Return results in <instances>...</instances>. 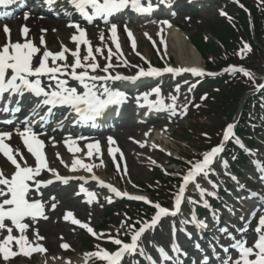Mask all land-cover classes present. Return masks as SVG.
I'll return each mask as SVG.
<instances>
[{
	"label": "snow or ice",
	"instance_id": "1",
	"mask_svg": "<svg viewBox=\"0 0 264 264\" xmlns=\"http://www.w3.org/2000/svg\"><path fill=\"white\" fill-rule=\"evenodd\" d=\"M46 4L53 5L57 3V0H44ZM66 2L79 13L88 23H92L94 19H103L104 23H109V18L115 14L121 13L126 9H131L138 14H151L155 9L152 7L150 0H148L147 6L142 4V0H66ZM161 3L164 0H160ZM17 3V0H0V6H8ZM67 14V13H66ZM224 15V13H221ZM12 14L4 12L0 14V17H11ZM29 15H25L24 19H29ZM167 27H171L167 22H161ZM67 27L75 30V34L70 37V42L76 45L75 51L70 50L65 45H61V50L58 53L50 51L47 47V43L44 39L47 34V29H41L40 42L37 46L31 38H29L30 29L26 25H22L19 31L20 40L13 42L11 39V29L5 24L2 28V32L5 36V42L0 44V98L5 95L8 96L9 100L13 96H23L26 93L38 99V103L33 109V114L38 115L36 109L41 106L48 108V113L51 114V110L58 106L68 107L78 118L79 122L87 123L94 121L97 117H100L107 109L112 106H119L126 102L127 97L124 92L119 90H113L109 87L108 82L116 81H129L135 82L138 79L149 77L154 78L161 76L163 73H173L174 75L180 74L181 72H191L194 75L201 76L205 73L197 68H171L165 67L163 70L156 69L149 64L147 70L137 67L135 76H123V75H111L110 69H114L118 66L129 67L126 59H123V52L118 42V26L111 24L109 29V39L115 46V52L111 48H107V56L104 57V49L97 47L95 54L91 41L87 38L86 29L82 28L79 23L70 22ZM53 31H56L53 29ZM162 31V29H161ZM125 32L130 40V46L133 52H136V41L133 33L125 27ZM148 37V34L145 33ZM99 38L104 43L103 32L99 33ZM151 39L150 37H148ZM23 41V42H21ZM163 44L164 41L162 40ZM81 45L85 46L86 55L81 59L80 48ZM166 47V46H165ZM251 49L247 44H244L241 52L238 55L241 58L244 54L250 52ZM73 57V63H67V56ZM138 56L140 54L136 53ZM96 55H100L104 58L107 63L101 69L97 62ZM117 59V65L112 64L113 57ZM39 57L38 63L36 58ZM140 59L148 63L145 57L140 56ZM60 63H57V62ZM91 61V63H88ZM50 62V63H49ZM81 70V71H78ZM102 71L105 75L97 76L91 75L97 71ZM226 72L231 73H242L245 77L253 79L252 74L243 68L229 67L225 69ZM211 75V74H209ZM70 81L75 82L76 86H69ZM192 87H195L193 85ZM78 88L83 91H78ZM259 88H264V85H259ZM191 90V89H190ZM160 88H155L152 93H144L136 98L137 105L139 107L147 106L150 110L157 112L170 111L172 115H176L175 112V100L176 97H170L173 101L172 104L165 106L162 99H159L155 104L149 102V95L155 94L160 96ZM179 92V87L175 89ZM206 97H202L205 99ZM144 103L141 104L140 101ZM4 111H8L5 107ZM14 112H19L20 109L17 107L13 109ZM186 112V109H185ZM41 120L45 117L41 116ZM23 123L28 125V120ZM95 126V125H93ZM234 125H228L223 132L221 143L211 148L210 151L202 154V158L198 161H189L191 165L189 170L182 177V183L178 187L177 193L174 196V202L171 209L161 206L159 203H152L144 196L129 195L127 192H120L115 187L104 184L103 182L97 181L101 187L107 188L116 197H126L129 200L143 201L145 204H150L155 210L150 221H136L140 224L138 230L132 231L130 236V242L125 243L121 239L113 238L110 234L96 233L88 223L81 222L74 217L71 211H68L63 216V220L70 222L73 225L79 226L81 229H85L94 238L100 240L106 235L108 236L107 242L118 246L114 252H109L96 245L97 250L91 253H86L84 256V264H88L91 261H103L105 264H122V261L126 257H132L139 252L140 255H144L143 249L140 247V241L146 232L154 230L160 221L165 217H175L181 210L182 202L187 199L189 204H197L196 200L185 196L186 190L189 185L194 186L200 194V197L205 196V190L197 182L198 177L207 178L210 172L211 165L215 162L216 158L224 151V145L234 136ZM17 135L20 136L21 141L29 153L34 158V166L29 165L24 154L17 148L13 149L6 141L12 138L13 133H0V155H2L10 164L14 167V172L9 176L0 169V259L5 264L10 259L15 258L18 255L25 257H31L33 253H46V249L39 243L45 238L40 235L39 229L35 228L30 239L27 235L30 224L26 221H30L34 226L39 220H48L49 217L45 214V202L40 199H34L33 194L42 196L43 192L41 189L47 188L49 185L59 181L61 184H68L69 180L79 179L85 180L81 177H62L54 168L48 166V160L44 149L46 147L45 142L39 138L40 135H47L46 132H41L39 135L35 133L31 126L26 127L25 131L17 130ZM145 135H148L147 133ZM80 139H86L80 137L76 140L71 137H66L63 141L67 151L72 154L73 159L71 165L66 164L60 157L59 153H56V159L68 169L69 172H77L81 169L91 173L93 167L96 165L86 164L84 161L77 157V153L83 151L78 146ZM55 138H50V143L55 147ZM235 143L240 147L244 148V145L239 139H235ZM108 154L113 157L115 163V156L112 145L116 144V141L109 137L108 139ZM140 147H144L143 144ZM87 152L85 153L86 159H91L93 156V149L96 154H101L100 143H88L85 145ZM115 152H120L117 147ZM121 159L123 154L121 153ZM16 157H19V161ZM22 162V163H21ZM101 166L103 162L101 161ZM223 167H227V161L222 162ZM117 172H120V166L117 164ZM124 174L127 175V166H124ZM42 172H48L51 174L53 179L46 181L38 180ZM92 180H97L96 176H91ZM80 192L84 193L87 197L88 203L95 200V194L87 192L82 186ZM79 194V193H78ZM207 195H213V193H207ZM253 196L257 195L252 193ZM51 200H55V197H51ZM111 203V198L108 199ZM204 207H208L205 202ZM57 207L56 203H52L50 210L54 211ZM130 219V218H129ZM192 222L197 227L204 228L207 225L202 221H197L195 217H192ZM182 224L189 223L188 220L181 221ZM121 228L131 230L132 225L126 222H121ZM183 231V229H181ZM222 232H227V229H221ZM241 231H247V229H241ZM14 232L17 233L14 235ZM256 240L248 246L245 239L234 240L231 244V248L237 253V257L232 259L228 257L227 264H264V216H261L258 220L257 226L254 229ZM4 233H7L6 235ZM234 239V238H233ZM63 240V237H61ZM13 247L16 250H13ZM61 248L68 250L69 245L62 243ZM197 247H199L197 245ZM175 251L179 252V248H174ZM228 252V248L223 249ZM163 254V249H160ZM165 259L170 257L164 254ZM150 260L151 257H148Z\"/></svg>",
	"mask_w": 264,
	"mask_h": 264
},
{
	"label": "rangeland",
	"instance_id": "2",
	"mask_svg": "<svg viewBox=\"0 0 264 264\" xmlns=\"http://www.w3.org/2000/svg\"><path fill=\"white\" fill-rule=\"evenodd\" d=\"M142 1L147 2L148 0H142ZM165 3L166 4L168 3V5L169 4L174 5L176 1L169 0V1H166ZM172 11L173 10H171L170 12ZM201 11H202V14L199 15L201 19H203L204 17L208 15H210L211 16L210 18H212L214 17V14L219 13L218 9L217 8L212 9L210 4L203 5V7L201 8ZM163 12H167V10H163ZM159 13H160V10L153 11V13L144 16L142 14H138L134 12L133 10L129 8V9L124 10L121 13L115 14L114 16L110 17L109 18L110 21L107 24L104 23V21L103 22L100 21V19L98 20L95 19L91 25H84L80 23L79 20L76 18L73 21L70 20V22L79 23L82 28L86 29L87 33L90 34V36L87 38L91 41L92 47L95 46L96 48L99 47V48L104 49V53H103L104 57H106L108 54L107 48H111L112 51L115 52V46L112 44L111 40L109 39V29H110L111 24L117 25L118 26V42L123 52V59H126L128 64L130 65L129 67H123V66H120V67L122 68V70H124L126 74L128 73L136 74L137 67H132L131 65H135V66H139V68H143L146 64L144 60L140 59V56L146 57L148 62H150L149 60H151L150 65L156 69L157 68L161 69V67H163L168 62L169 57L171 58V61L174 63V65L176 66L182 63L181 60H183L184 58L181 52L179 51V49L176 50L177 53L174 51L171 52L169 49H167V51H164V47H165L164 43L163 44L161 43V34L163 35V38H164L165 37L164 33H161V32L158 33L153 30L146 31L141 28L143 26L142 23L140 25H137L139 23L137 19H140L143 17L148 18L152 15H159ZM221 13L218 14L214 19L206 20L205 21L206 23H203L201 27H197L194 24L193 29H191L192 33L193 32L202 33V34L207 33V30L212 31L211 27L215 25H219L222 32L224 33L226 30V25L224 24V22L221 21V17H220ZM26 14L29 15L30 17L27 20L24 19V16ZM190 15L191 14L183 12L181 13V15L175 17V19L173 20H176V22H179V23H181V21H184L182 23L192 24ZM64 18L65 17H59V19L54 20L51 18H45L39 13L31 14V13L25 12V14L19 17H15L14 19L9 21V22H13L14 20L16 21L17 19H19L15 29L11 31V39L13 42L20 40V34H19L18 28L21 27L22 25H26L30 29L29 38H33V41L36 45L37 43L40 42L41 29H47V34L45 35L44 39L47 40L46 41L47 47L50 51L54 53H58L61 50L62 44L67 46V48H69L70 50L75 51L76 45L70 42V37L73 34H75V30L67 27V24L70 22L69 20H65ZM40 19H45V20L40 21ZM40 23H44V24L40 25ZM194 23H198V21L197 22L194 21ZM139 26L141 30H137L133 32V28L139 27ZM125 27H127L133 33V36L135 37V41L137 45L136 52H133L132 48H127V37L128 36L125 32ZM186 28L189 29V26H186ZM53 29H55L56 31H53ZM100 32H103L104 34V43H102L99 38ZM145 33H147L148 36L149 35L151 36L153 33L154 38L148 39V37L145 36ZM207 34L210 35L209 33ZM210 37H211V40H213V37L211 35ZM2 39H4V34L2 32V28H0V42L2 41ZM95 47L93 48L94 54H95V49H96ZM159 49L160 51H158ZM137 52L140 54V56L136 54ZM80 55H81V59H83V56L86 55L85 46L83 45H81V48H80ZM66 56H67V63L72 64L73 57L68 54H66ZM96 59L101 69L107 63V61L104 58H102L100 55H96ZM38 60H39V57L36 58L37 63H38ZM111 62L113 65H117V59L115 56L113 57ZM57 63H60V62L58 61ZM88 63H91V61H89ZM201 64H202V60H201ZM144 69H147V68H144ZM78 71H81V70H78ZM262 71L263 70L257 73V75L259 74L258 76H260L259 81H261L262 78H264ZM186 81H189L190 83L195 82L194 79L184 78V80H181V81L165 82L162 84L163 91L165 92H169L170 90L177 92L175 91L177 87H179V92L183 90L186 92V94L182 97L184 102L182 101V104L180 105L178 109V111L181 112V114L177 117L178 118L177 120L175 118L173 119V122H174L173 124L175 125L169 126L165 124L166 126H164L163 128L160 127L161 128L160 131L164 132L161 136L167 135V137L160 138L159 143L156 145H153V140H155L156 138H159V135H158L159 131L152 132L151 130H149L148 133H150V135H145L146 133L140 132L141 128H143V125L142 124L140 125V123H138L137 124L138 126H133L129 128V130L131 131V134L128 136V139L125 142L130 150V157L126 158L123 156V159H121V155H120L121 153L117 154L115 157V162L118 163L121 171L117 172V169H114L113 158L111 159L109 158L108 160L106 159L105 154H103L102 155L103 166H101V162H99L98 164H95L96 167H93L95 168L96 172L101 173L103 175L102 171L103 169H105L106 174L104 176H105V179H107L109 182L111 181L115 185H118L121 188V190L123 189V190H127L129 193L140 194L141 192L138 188V185L150 182V180L153 177L152 167H154V165H157V167H159L163 171H168L170 173L177 174L178 172H180V168L173 166L170 162L172 159H174V157H178L176 155L177 153L182 156L188 155L191 158V161L193 159L196 160V158H198V156L202 154V152H200V148L205 146V143L202 142L203 138H198L196 140L189 141L188 145L192 147L191 149L189 148V146H185V144L181 142L182 140H184L182 136L183 131L186 128L192 129V123H191L192 120L190 119L193 118L192 116L193 113L189 112L190 117L188 119L186 118V115H185V108H186L187 103L189 102L190 95L194 91L193 89L199 86L202 92H206L205 85L195 84V87H192L194 84L193 85L189 84L187 86L184 84L186 83ZM69 86H76V84H69ZM222 90L223 89H221V91ZM78 91H82V89L78 88ZM211 91L212 89H209L207 92H211ZM214 94L215 92H212V96ZM138 96L139 95L136 93L133 94V97L135 99ZM214 98L216 101H219L220 96L214 95ZM131 101L126 100V102L122 104L128 107L127 109L133 108L132 107L133 104L131 103ZM246 110L248 111V120H247L248 122L246 125L253 127L254 125L253 122H258L259 119L264 117V99L250 102L246 106ZM29 113L28 112L22 113V115L18 116V118L12 119L14 126H11V125L4 126L0 124V133H9V132L13 133L12 138L6 142L13 149L18 148L23 154H25L24 151L26 150V148L24 147L20 136L16 134L17 130L22 132V131H25L26 127L28 126H31L33 129V128L41 127L45 125V128L43 129V131L42 130L38 131V135L41 132H46L47 135H40V136L41 137H54L55 138L54 143L56 144L55 147L53 146L47 147V151L50 152V163L51 164L49 166L54 169L64 170L63 164H61L60 161L56 159V153H59L60 155H62L61 159H63V154L64 153L66 154L67 152L65 149L61 147L58 141L60 140V138H62L63 140L66 138L65 135L61 133L59 134V132L61 131L63 132L66 129V125L68 122L65 121V118H59L60 115H54L49 119L45 118L44 120H41L39 117L40 112H37L38 115H33L30 118H29ZM121 114L128 117V115H126L124 111ZM42 116H44V114ZM25 120H28L29 123L28 125H26V127H22L20 123ZM1 121H4L3 117H0V122ZM199 122L206 125L207 127H212L213 129H209L205 127L204 125L198 124L197 129H200V130L197 132V134L208 136L209 134L213 135L214 134L212 133L213 131L220 133L222 130V126L220 127L218 125L220 127L219 128L217 124H215L211 116L203 117L199 119ZM258 131H260L261 134L258 136V138H256V140L262 137L264 141V123L261 124L260 129ZM111 132L113 133V131ZM106 135L108 138L111 137L114 140L116 139L112 137V134H109V132ZM134 137L135 139H133ZM215 140L217 139H212V141H215ZM141 144H148L153 149V152L151 151L145 152L143 150L139 151L137 148L134 147L135 145H141ZM260 145H261L260 147L257 146L260 150L256 152L257 159H259L260 162L264 163V143ZM86 152L87 150H85L83 153H86ZM65 157L69 158L71 157V155H65L64 158ZM1 158L2 157L0 155V160ZM233 159H234L233 157H227L226 159L221 156L217 164V167L219 168L214 167L212 170H210L207 178H204V177L198 178L197 182L201 185V187L205 190V193H206L205 196L203 197L205 200L207 198H210L211 196L213 197L218 196L219 194L218 188L222 187V183L224 181L223 179L217 177V175H221L222 171H227L228 169V166L227 167L222 166V162L227 161V164L229 165V162H232ZM125 165L127 166V175H125L123 171ZM245 165L251 166L250 163L245 164ZM239 166L243 168V166L238 165V167ZM3 170L4 172L9 171V168L6 166V164L3 167ZM255 173L256 171L251 166V169L244 170V172L241 173L242 180H244L245 178L246 180H248L247 178H249L254 181V184L257 183L256 180L258 176H256ZM9 176H10V172H9ZM251 184L254 185L253 182ZM249 186L250 185L248 184L247 187ZM256 186H258V184ZM85 188L87 192H92L95 194V200L92 201L91 203L87 202L88 197L85 194H83L82 198L79 199L78 202L70 200L72 198L71 194L73 192H76L75 188H72V187H66V189L63 190V191L67 190L68 192L67 198H63L59 196H47L44 198L45 195L51 193L53 190L44 192L42 195L43 196L42 198H38L33 194L34 199H40L43 202H45V205H46L45 214L49 217V221L47 223L48 225L36 227L39 229L40 235L45 238L44 240L40 241V244L42 246L46 245V253L38 258L36 257L38 254H36L35 258H33L32 260L33 264H36V263L38 264L45 257H50L52 255L55 257H58V253H59L58 242H59V239H61V237H63V240H65L66 243L70 246L67 251H70L71 254H69V256H64L65 258H68V260L77 259V257L80 259V257H84L86 253L90 252L82 245L83 240L81 239L80 235H78L79 231H73V229H71L69 225L62 226V224L60 223L61 213L64 212V210L67 208L66 206L68 205V206L75 207V211L73 212V214L78 219L82 220L83 218L85 219L89 218V220H91L94 223V224L93 223L92 224L90 223V224L94 226V228L96 229H98V227L101 225V222H103L104 217H105L103 216L102 210L108 203L109 198L103 192L102 193L95 192L94 187L91 185H88ZM230 190L232 192H230V194L227 193V195L223 197V204L217 209V211H222V213L225 216V219H224L225 222H229L228 217H231L230 219L231 225H234L237 229L235 230V233L239 231L240 239H243V238L246 240L248 239V243H249L248 246H251L256 240L254 229L256 228L258 219L261 216H258L257 219L248 220V218L251 217V215H253L256 212L255 211L249 212L247 210L244 211L241 209V206L235 202V200L242 202V199H240L238 196V191L240 190L238 186L235 185ZM209 192L213 193V195H207V193ZM236 196L238 197L236 198ZM51 197H55V200L54 201L51 200L50 199ZM186 197H190L191 199L196 200L198 203L195 205L189 204L186 199V207H185V212H184L185 214L184 216H182L183 221L188 220L190 218L192 211L195 210V207H199L201 203L200 194L197 190L194 189V186H192L189 189V192ZM172 199L173 197L171 199L170 198L168 199V202H169L168 205L171 203L170 201ZM52 203L57 204V207L54 211L50 210V206ZM219 203L220 201L218 200V204ZM61 209L62 211H60ZM257 212H260V211H257ZM122 221L124 220H121L120 224L118 225L113 224L112 226H115V227L108 228L107 229L108 232H106L105 234H110L111 237L121 239V236L123 235L124 231L125 233L126 231H129V230L121 228ZM199 221H202L207 226L209 224L212 225V223H214L213 220L210 219L209 217H203ZM26 222H28L31 226L30 221H26ZM174 226H176L175 223L167 221L166 223H162L161 226L158 227L157 229L151 230L149 233H147L146 237L143 238V240L140 242V247L143 249V252H144V255L142 256L150 255V250H152L154 257H156L157 256L155 255L156 250L167 249L166 246H168V239H169L168 232L172 228H174ZM245 228L247 229V231H241V229H245ZM34 229H35V225H34ZM177 232H178L177 229H175L174 235H177ZM4 234L6 235L7 233H4ZM15 234L17 233L14 232V235ZM32 234H33V231H30V233H27L29 238L32 237ZM208 234L209 236H211L212 239L218 236V233L216 232V226L212 228L211 233H209L208 231ZM0 239H2V237H0ZM50 241H52L53 244L51 243L48 244V242ZM210 241L211 239L208 238L207 242H210ZM13 250L15 251L16 248L13 247ZM236 257H237V253L233 254L232 259H235ZM192 258L194 260L197 259L198 261V258L195 257L194 255L192 256ZM22 262H23V258H22V255H20V257L18 258V261L14 262V264H21ZM227 262L228 261H226L223 264H227ZM122 264H137V263L134 261V259L128 257V258H125V261Z\"/></svg>",
	"mask_w": 264,
	"mask_h": 264
},
{
	"label": "bare ground",
	"instance_id": "3",
	"mask_svg": "<svg viewBox=\"0 0 264 264\" xmlns=\"http://www.w3.org/2000/svg\"><path fill=\"white\" fill-rule=\"evenodd\" d=\"M16 24L17 23L14 22V23H11L10 24L11 26L10 25H8V26L11 27L10 28L11 30H14ZM42 24H44V23H42ZM142 25L143 26L141 28L144 29V30H146V31L153 30V31H156L158 33L164 32L168 36L167 43H165V46H166L165 48L166 49H169L171 52L174 51V52L177 53L176 50H178V47H181L182 48L181 49L182 50L181 54L183 55L184 58H183V60H181L182 63H180V64H186V65H189V66H192V67H200V61H199L200 56L198 55L197 50L191 44V41L189 40L188 36H186L185 34H183V32H181L180 28H177L176 26H174L172 24H170L171 27L169 28V27L165 26L163 23H161L160 21L158 22V21H154V20L145 22ZM137 29L141 30L140 29V26L137 27ZM161 29H162V31H161ZM149 37L152 38L150 35H149ZM45 41H47V40H45ZM4 42H5V38L3 40V43ZM111 88L113 90H116L112 86H111ZM141 92H144V91H141ZM170 97L171 96H168V97H163L162 96L160 98V99L163 100L165 106L170 105V104L173 103V101L170 99ZM127 99H131V96L130 95L127 96ZM148 99H149V102H151L153 104H155V102L157 100H159L153 94L149 95V98ZM12 103H15V102H12ZM131 103H133V109L128 114L130 121L127 122V123H125V125H119L118 126L119 128L114 133L115 138H116V140H115L116 141V144L115 145H112L113 151L118 147L120 149V152L122 154L127 155V157H130V150H129V148H128V146H127V144L125 142L127 141L128 136L131 134V131L129 130L130 127H133V125H135V123H140V125L141 124L143 125V128H141L140 132L141 133H147L148 135H150V133H148L149 130H151V131L158 130L160 127L161 128L163 127V124L162 123H159L158 124L157 122H159V121H162L163 122L164 121V122H167V123H172L173 122V119L175 118L177 120L178 119L177 117L179 115L177 113L176 115L168 114L167 116L166 115L163 116V111H160L159 112L160 114H158L156 117H153L152 116V117L146 118V117H142L141 112L148 111L149 108L147 106H145V107H139L137 105V100H135V99H133L131 101ZM175 107H177V105H175ZM43 108H45V107H43ZM53 111H54V109L51 110V114H52ZM108 111L104 114V116H106V117L108 116V113H109ZM80 137H83V136H78V137H75L73 139L76 140V139H78ZM45 141H48L49 142L50 141V138H46ZM97 141L100 143V145H104L106 143V140H102L100 138L95 139V138H88V137H86V139H80L78 141V146L80 148L84 149L86 144H88V143H94V142H97ZM158 141L159 140L156 139V143H158ZM143 145H144V147H140V145H135L134 147L137 148L139 151H142V150L143 151H148V152L152 151V149L150 147H148L147 144H143ZM62 146H64V143L63 142H61V147ZM44 152L46 153L47 160L49 162L48 153L45 151V149H44ZM107 152H108V150L106 151V153ZM97 155H100V154H97ZM25 157H28L29 158V160L27 161L28 164L29 163H32L31 160H30V154L29 153ZM77 157L81 158L82 160H88V161H95L97 159L95 153H93V156H92V158L90 160L89 159H86L85 156L84 157L77 156ZM17 160H18V158H17ZM33 160H34V158H33ZM71 161L72 160L68 161L66 164L71 165ZM18 162H20V161L18 160ZM65 170H66L67 175H72V176L79 175V174H77L78 171L77 172H69L67 168H65ZM80 171L84 172V174H88L89 173V172H86V171H84L82 169ZM82 172H79V173H81V175H83ZM103 172L106 173V171H104V170H103ZM92 174H93V172H91L89 175H92ZM55 194L57 196H61L63 198H67V196H68V192L67 191L66 192H62V191H59L58 192L57 191V192H55ZM76 198L77 197H75V199ZM48 221H49V219L46 220V221L41 219L38 223L35 224V228L36 227H40V226H44V225H48L47 224ZM50 243L53 244L52 241L48 242V244H50ZM49 246H51V245H49ZM41 263L42 264H58L60 262L59 261L58 262H55L54 258H52V259H48L47 258L46 260L41 261ZM78 263L81 264L82 262L81 261L80 262L78 261ZM64 264H69V263H64Z\"/></svg>",
	"mask_w": 264,
	"mask_h": 264
},
{
	"label": "trees",
	"instance_id": "4",
	"mask_svg": "<svg viewBox=\"0 0 264 264\" xmlns=\"http://www.w3.org/2000/svg\"><path fill=\"white\" fill-rule=\"evenodd\" d=\"M261 1V10H257L255 7L250 6V5H245L243 4L244 9H246V13H248V17H246L245 13L243 11H238L237 14V19L241 22V29L239 30L240 35L242 36L240 39H243L246 43H250V48L251 51L249 54H244V57L241 58L240 55L236 54L235 55H228L230 56L231 62L238 63L239 61H242L247 66L250 65H257L260 66L261 64L264 65V48L260 46V36L264 35V0ZM235 26H237V23H234ZM227 34V35H226ZM233 32L228 31V28H226L224 35H220L219 39L222 40V42H225L224 44L227 43V41H230L233 39L232 36ZM234 46L238 47L239 43L235 40ZM228 44V43H227ZM226 44V45H227ZM213 47V48H212ZM210 50L212 53L216 54V57L214 59H211L212 61H207L208 66L211 69H217L222 67L224 64H220V61H226L223 58L219 57L220 53L218 48H215V45L212 44L210 45ZM241 48V46H240ZM199 51L201 54H203L204 49L199 47ZM214 64V65H213ZM225 77V76H224ZM234 80H237L236 78ZM221 84L226 83L223 81L220 82ZM237 82H231L229 83V88L223 90V92H220L218 95L220 96L219 101H211V103L208 104L209 111L212 113H217L222 112L225 114V112H228V115L233 112V109L235 106L238 104L240 101V97L247 91L246 87H242L244 85L236 86ZM158 180H160L161 183H166L167 178H164L162 175L158 174ZM129 209L132 211H136L138 214H145L146 208H144L141 205L134 204V205H128L127 206Z\"/></svg>",
	"mask_w": 264,
	"mask_h": 264
}]
</instances>
